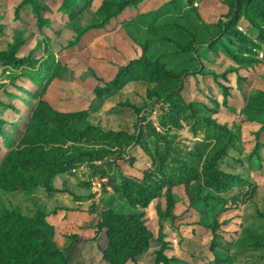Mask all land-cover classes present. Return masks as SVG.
<instances>
[{
	"label": "rangeland",
	"instance_id": "374dc122",
	"mask_svg": "<svg viewBox=\"0 0 264 264\" xmlns=\"http://www.w3.org/2000/svg\"><path fill=\"white\" fill-rule=\"evenodd\" d=\"M125 1L0 0V165L25 140L74 158L0 185V214L45 217L66 264L140 226L124 264H264V0Z\"/></svg>",
	"mask_w": 264,
	"mask_h": 264
},
{
	"label": "trees",
	"instance_id": "16d2710c",
	"mask_svg": "<svg viewBox=\"0 0 264 264\" xmlns=\"http://www.w3.org/2000/svg\"><path fill=\"white\" fill-rule=\"evenodd\" d=\"M76 1L65 0V9L70 10L77 4ZM126 1L117 14L132 5ZM119 80L121 75H118L113 83ZM113 83L108 85L112 86ZM261 93L264 94V92ZM35 130L33 123L27 131L28 135L34 134ZM219 130L227 131L223 127H219ZM36 134H43L42 130L40 129ZM57 151H59V158L55 161V166H58L60 162L67 163L74 160L71 155H66L68 150L61 146L47 148L43 144L25 140L21 148L12 150L0 165V185L6 188L23 186L25 189L39 185L45 173L42 164H46ZM169 195L168 201L171 202ZM47 227L52 228L45 217L31 219L18 210H6L0 214V264H66L62 253L46 244L44 233ZM151 239L152 233L145 226H140L137 229V241L134 244L135 252L124 254L119 261L115 258L108 260L111 264H124L129 259L134 260L137 255L147 250Z\"/></svg>",
	"mask_w": 264,
	"mask_h": 264
}]
</instances>
